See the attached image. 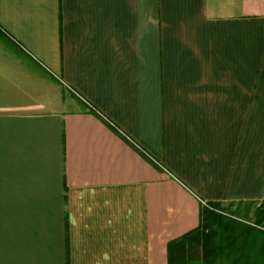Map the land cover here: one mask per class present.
I'll use <instances>...</instances> for the list:
<instances>
[{
    "label": "crops",
    "instance_id": "crops-1",
    "mask_svg": "<svg viewBox=\"0 0 264 264\" xmlns=\"http://www.w3.org/2000/svg\"><path fill=\"white\" fill-rule=\"evenodd\" d=\"M263 201L264 0H0V264H169Z\"/></svg>",
    "mask_w": 264,
    "mask_h": 264
},
{
    "label": "trees",
    "instance_id": "trees-1",
    "mask_svg": "<svg viewBox=\"0 0 264 264\" xmlns=\"http://www.w3.org/2000/svg\"><path fill=\"white\" fill-rule=\"evenodd\" d=\"M76 93L72 92V95L80 100L86 111L97 115L146 158L164 169L160 162L136 144L94 104ZM217 205L206 202L202 207L199 226L184 236L187 243L180 240L181 246L184 247L185 244L186 249H181L179 254H169V264H264V229L261 228L264 210L254 226H247L235 219L221 216L215 211ZM213 224H216V228L207 230ZM217 238L218 245L215 243Z\"/></svg>",
    "mask_w": 264,
    "mask_h": 264
},
{
    "label": "rangeland",
    "instance_id": "rangeland-1",
    "mask_svg": "<svg viewBox=\"0 0 264 264\" xmlns=\"http://www.w3.org/2000/svg\"><path fill=\"white\" fill-rule=\"evenodd\" d=\"M264 210L263 202L252 203H237L218 205L215 211L223 217H228L237 220L243 225L254 226L261 217V211ZM212 228L207 230H213L216 228V224L211 225ZM261 228L264 229V219L261 221ZM219 238V237H218ZM216 239L215 243L218 245L219 241Z\"/></svg>",
    "mask_w": 264,
    "mask_h": 264
}]
</instances>
